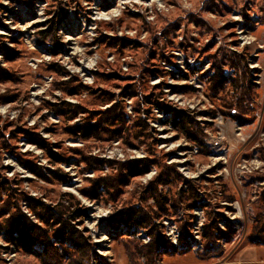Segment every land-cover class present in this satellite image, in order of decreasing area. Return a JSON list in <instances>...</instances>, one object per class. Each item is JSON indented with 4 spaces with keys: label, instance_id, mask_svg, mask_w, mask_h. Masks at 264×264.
<instances>
[{
    "label": "rangeland",
    "instance_id": "rangeland-1",
    "mask_svg": "<svg viewBox=\"0 0 264 264\" xmlns=\"http://www.w3.org/2000/svg\"><path fill=\"white\" fill-rule=\"evenodd\" d=\"M78 210L80 250L53 238L47 264H228L264 239V0H0V264H46L7 219Z\"/></svg>",
    "mask_w": 264,
    "mask_h": 264
},
{
    "label": "trees",
    "instance_id": "trees-1",
    "mask_svg": "<svg viewBox=\"0 0 264 264\" xmlns=\"http://www.w3.org/2000/svg\"><path fill=\"white\" fill-rule=\"evenodd\" d=\"M165 59L167 58L165 57ZM75 106H78V105H75ZM156 106L158 107L160 111H163L165 113H170L172 115V118H171L172 122H174L175 125L181 126L182 128L187 127L188 122L185 120V118L188 115L186 114L185 111L183 110L178 111L170 107L169 105H166L164 102H160V101H157ZM82 130H83L82 127H80L78 131L82 132ZM186 130L188 132L187 128ZM190 138L193 140H197V137H194L193 135H191ZM31 170L35 173L38 172L36 168H32ZM143 172L145 171L142 170L140 173H143ZM68 180H69V176H65V175L62 176L63 182H66ZM41 206L45 207L46 204L41 203ZM32 210H34L35 212L36 209L33 208ZM51 210L52 209L50 208L49 212ZM73 213L74 214H72L70 217L72 219H65L66 217L65 211H62V213L59 211L53 212L51 216H52V219L54 218V224H56L57 222H62V224L60 227L53 229L51 233L48 230L35 226L27 215H24L22 218L11 217L7 219V223L5 224V230H4L5 236H6L5 238L8 240V242L17 244L21 248H24L26 251L34 252L36 254H38V252L34 251L35 250L33 249L34 246L37 244L44 245L45 246L44 250L42 251L40 256L42 258H45V263L47 264L48 263L47 260H55L56 258L59 257L57 253V249H58L57 246L56 245L53 246V244L51 243L53 238L60 245L68 247V249L70 248L71 250H74V251L80 250V248L78 247L82 246L80 243L83 242L85 238L81 234H78L79 230L70 221L76 220L77 218H82L85 214L79 213V210L74 211ZM132 214H133L132 212L128 214L129 215L128 219L130 221L135 220V217ZM37 216L39 217V219H41V221H44L45 223L49 221L48 217H45L44 215H41L40 213H37ZM140 219L142 220V218ZM143 221H144L143 222L144 225H146L147 223L146 219H144ZM226 226L229 227L230 224L226 223ZM216 230L223 232L221 229H218V228ZM187 236H188V233L183 231L182 238L185 239ZM207 236H210L212 238V234L210 235L207 234ZM220 236H224V233L223 235H220ZM157 242L158 241L155 240L153 244H156ZM252 242L256 244H264V239L262 238L256 239V237L254 236L252 237ZM81 253L83 254V252Z\"/></svg>",
    "mask_w": 264,
    "mask_h": 264
},
{
    "label": "crops",
    "instance_id": "crops-1",
    "mask_svg": "<svg viewBox=\"0 0 264 264\" xmlns=\"http://www.w3.org/2000/svg\"><path fill=\"white\" fill-rule=\"evenodd\" d=\"M232 255L228 264H264V244L243 245Z\"/></svg>",
    "mask_w": 264,
    "mask_h": 264
},
{
    "label": "built area",
    "instance_id": "built-area-1",
    "mask_svg": "<svg viewBox=\"0 0 264 264\" xmlns=\"http://www.w3.org/2000/svg\"><path fill=\"white\" fill-rule=\"evenodd\" d=\"M222 263H226V261H223Z\"/></svg>",
    "mask_w": 264,
    "mask_h": 264
}]
</instances>
